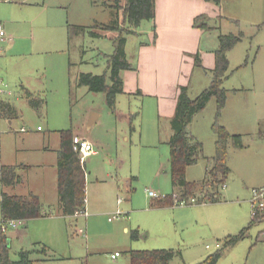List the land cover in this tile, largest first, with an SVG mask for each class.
<instances>
[{"label":"rangeland","instance_id":"obj_1","mask_svg":"<svg viewBox=\"0 0 264 264\" xmlns=\"http://www.w3.org/2000/svg\"><path fill=\"white\" fill-rule=\"evenodd\" d=\"M114 5V0H0V24L6 33L5 41L0 40L1 96L19 110L12 122L0 120V131H7L5 136L14 141L8 149L17 140L36 141L58 130L92 135L104 145L97 148L98 157L85 159L91 173L86 184V199L92 204L88 217L62 219L57 217L58 208L51 206L45 208L48 217L9 228L5 235L11 261L30 251L35 264H131L132 251L174 250L177 255L171 264H200L216 253L221 254L218 264H264V222L253 221L252 207V191L264 188V0H221V18L208 22L209 29L215 27L205 41L209 49L219 47V35L243 34V39L228 53L222 116L217 120V101L212 98L191 122L202 154L187 169V182L199 184L206 178L208 164L217 153L216 123L231 135L243 136L245 147H229V173L226 187H219L218 202L169 206L165 211L158 209V203L176 194L168 165L167 125L150 129V121H143L138 113L142 101L126 98L123 102L119 95L117 106L137 113L135 130H128L125 141L121 130H112L105 95L77 87L80 73L102 75L107 70V56L115 50L113 37L119 33L101 27L116 19ZM150 22L144 21L139 29ZM75 27L88 31L76 34ZM90 31L102 37L94 38ZM140 38L127 41L126 54L129 51L132 59L146 36ZM212 81V76L197 71L190 96L198 97ZM22 86L47 99L43 115L38 116L22 99ZM101 112L100 125L89 128L92 113ZM38 127L44 130L41 134ZM109 174L117 181L115 188ZM98 176L107 182L98 184ZM148 189L162 198L151 199ZM90 212L96 217L89 221ZM117 213L120 218L110 222ZM116 253L117 260L112 258Z\"/></svg>","mask_w":264,"mask_h":264},{"label":"trees","instance_id":"obj_2","mask_svg":"<svg viewBox=\"0 0 264 264\" xmlns=\"http://www.w3.org/2000/svg\"><path fill=\"white\" fill-rule=\"evenodd\" d=\"M220 6L221 0H205ZM112 6L117 14L108 25H102L103 31H117L118 37L114 39L115 50L112 55L107 56V70L102 75L92 73H81L77 78V87H85L89 92L105 95L108 108L115 113L117 111V98L124 93V81L121 73L134 70V66L128 61L126 54L127 37L135 34L144 21H153L156 17V0H114ZM122 12V16H120ZM122 17V18H121ZM195 26L209 30L208 18L200 16L195 20ZM76 34L87 33L85 27H75ZM94 38L102 37L101 34L89 32ZM219 47L215 51L216 66L211 71L213 81L208 89L193 99L189 89L182 87L179 95L177 111L171 121L173 135L168 146L170 148L169 166L172 184L177 189L175 195L160 201L161 205H171L174 203V196L180 200L190 201L196 199L201 205L208 202H218V190L224 184L229 173L227 159L229 147L232 145L236 149L245 147L243 136L231 135L224 127L217 123L213 130L217 135V153L207 167L206 178L199 184H190L186 180L187 169L195 165L201 154L202 144L196 140L189 127L193 117L202 111L207 103L215 98L217 101V120L222 116L227 101V91L223 88L225 80L229 77L230 62L228 53L236 47L243 39V34L219 35ZM73 64L70 63V68ZM196 67H202L199 56H196ZM25 97L29 105L39 111L45 103L43 99L36 98L31 92L25 90ZM16 108L9 102L2 99L0 95V119L13 121L18 118ZM61 149L58 153V195L59 209L65 217H75L77 213L85 210L86 205V163H82L81 156L74 150L73 131H61ZM18 166H4L0 163V184L2 222H0V264H35L32 260V252L22 251L19 261H11L8 251V238L2 225L10 220H20L27 223L34 219L48 217L45 206L40 198L34 194L27 196H17L10 194L7 190L13 189L22 184L23 179L19 174ZM224 186H226L224 184ZM200 193H196L197 191ZM261 210H257L253 215V221L264 219ZM261 220V221H262ZM138 232H134L133 239H138ZM43 248V252H47ZM131 264H171L177 253L174 250H154V251H132ZM221 258L220 253L211 255L200 264H218ZM46 261L47 259H43Z\"/></svg>","mask_w":264,"mask_h":264},{"label":"crops","instance_id":"obj_3","mask_svg":"<svg viewBox=\"0 0 264 264\" xmlns=\"http://www.w3.org/2000/svg\"><path fill=\"white\" fill-rule=\"evenodd\" d=\"M122 5H125V0H122ZM218 7L214 3L205 0H156L155 20L151 21L146 28L140 30L139 27L135 30V34L128 36V43L129 38L140 40L142 35H145L146 38L144 42L138 43L139 46L137 45L138 49L133 59L130 52L127 51L129 62L135 69L121 73L124 81V93L120 96L123 97V102L126 98L129 101L132 98H138L142 101V107H137L140 109L138 113L144 119L143 121H150V129H159L163 128L164 124L167 125V146L173 135L172 128H170L171 121L176 115L181 88L187 87L190 92L192 80L197 71L208 77L209 75L212 76L211 71L215 69V51L218 47L209 49L205 44L207 39L210 40L209 35L215 27L203 30L195 26V20L200 16H205L208 18V22H217L221 18ZM120 14L122 16V12ZM116 37L117 35L113 38L115 39ZM196 56H199L202 67H196ZM25 90L31 92L36 98L45 101L39 111H36L29 105L25 97ZM22 93V99L27 102L28 106L38 116L45 113L47 107L46 98L37 95L35 90H30L26 86H22ZM6 101H9L16 108L19 115L17 106L10 100ZM131 112L132 110L126 113L123 108L118 106L117 111L115 113L112 112V121L114 123L112 130L113 132L114 130H116L115 132L121 130L122 139L125 141L129 140L127 137L128 130L130 129L131 132L135 130L134 118L137 113L131 114ZM102 116L103 113L101 112L92 127L100 125ZM189 129L191 131V126ZM43 131L41 127H38L37 133L41 134ZM61 131L49 132L47 136H40L36 141L30 138L17 140L15 147H10V149L12 148L11 150L8 147L14 141L9 136H5L7 131H0V163L4 166L21 167L18 172L23 182L17 187L7 190L10 194L17 196L34 194L40 198L45 208L51 206L58 208L57 217L69 219L72 217H65L59 209L58 153L61 149ZM24 133L26 134L25 131ZM73 135L93 145L95 152L90 156L91 158L99 156L97 148L104 147L101 140L94 139L92 135L81 136L74 132ZM88 174L90 175L91 173L87 172ZM108 176L111 187L115 188L117 181H115L111 174ZM96 182L102 184L107 181H101L98 176ZM176 190L174 193H178ZM1 192L2 188L0 184V197ZM169 206L171 205H161L160 202L158 203V209L160 210L165 211ZM85 210H92V204L87 199ZM94 217L96 215L93 212L89 216V221Z\"/></svg>","mask_w":264,"mask_h":264},{"label":"built area","instance_id":"obj_4","mask_svg":"<svg viewBox=\"0 0 264 264\" xmlns=\"http://www.w3.org/2000/svg\"><path fill=\"white\" fill-rule=\"evenodd\" d=\"M5 39H6V33L4 30V27L0 24V40L5 41ZM1 94H2V91L0 89V95ZM23 131H26V130L23 129ZM73 146H74V150L80 154L81 161L83 164L86 163L85 159L90 157L91 155H93L95 152L93 145L90 142H88L86 140H82L81 138H78V137L73 138ZM224 187H226V186H224ZM146 192H147V195L151 199L158 200V199L162 198V196L158 192H156L152 189H148ZM252 194H253L252 207L254 210L253 215H255L257 210L264 211V188L254 189L252 191ZM164 199H166V198H164ZM193 204L194 205L197 204L196 199H191L190 201H186V200H180L177 196H174L173 206H190ZM79 216L87 217L88 213L86 210H83V211L77 213L75 217H79ZM120 216H121V213H117L112 219H110V221L119 219ZM263 222H264V219H263ZM23 225H24L23 221L10 220V221H8L2 225V230L6 232L9 228L17 229ZM80 233L83 234L84 231L81 230ZM119 256L120 255L118 253H116L115 255L112 256V258L116 259Z\"/></svg>","mask_w":264,"mask_h":264},{"label":"water","instance_id":"obj_5","mask_svg":"<svg viewBox=\"0 0 264 264\" xmlns=\"http://www.w3.org/2000/svg\"><path fill=\"white\" fill-rule=\"evenodd\" d=\"M98 117H99L98 114L92 113L91 118H90L89 123H88L89 128H91L96 123Z\"/></svg>","mask_w":264,"mask_h":264}]
</instances>
